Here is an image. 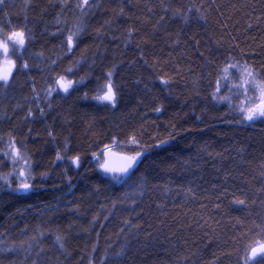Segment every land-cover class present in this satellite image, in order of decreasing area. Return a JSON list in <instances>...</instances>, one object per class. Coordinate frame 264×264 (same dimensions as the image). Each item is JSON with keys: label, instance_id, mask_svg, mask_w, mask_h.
I'll return each instance as SVG.
<instances>
[{"label": "trees", "instance_id": "trees-1", "mask_svg": "<svg viewBox=\"0 0 264 264\" xmlns=\"http://www.w3.org/2000/svg\"><path fill=\"white\" fill-rule=\"evenodd\" d=\"M60 2L6 0L7 7L0 8V25L10 21L12 27L32 30L24 55L33 65L0 94V176L16 169L8 177L12 189L0 180V249H16L0 251V264H101L109 245L113 250L127 245L124 264H236L235 250L248 242L239 238L244 233L254 237L264 222V121L237 124L239 117L229 114L227 105L214 107L205 99L216 76L204 70L201 78L199 51L214 50L218 58L230 52L257 71L264 68V20H257L264 16V0H164L172 9L186 10L193 2L212 7L206 23L193 18L186 25L169 11L156 32L153 25L164 15L161 0H93L99 7L88 14L79 46L57 66L62 72L85 52L87 63L70 78L84 76L91 67L86 87L54 95L49 109L43 99L47 65L30 57L61 54L67 33L51 35L56 17L61 27L65 21L71 26L80 13L78 0H68L64 9ZM177 33L181 43L173 46ZM113 64L120 88L115 108L91 99L107 83L104 73ZM161 76L169 80L167 87ZM85 91L87 100L80 98ZM158 106L159 113L154 111ZM169 134L175 139L141 157L128 182L132 187L110 184L91 155H102L105 144L131 154L140 148L127 143L129 135L144 147ZM12 138L32 168L34 186L28 192L13 191L24 163L11 157ZM66 141L65 160L53 163ZM77 153L78 169L67 159ZM42 172L47 175L41 177ZM126 193L135 194V206ZM233 199H244L245 206L234 205Z\"/></svg>", "mask_w": 264, "mask_h": 264}, {"label": "snow or ice", "instance_id": "snow-or-ice-1", "mask_svg": "<svg viewBox=\"0 0 264 264\" xmlns=\"http://www.w3.org/2000/svg\"><path fill=\"white\" fill-rule=\"evenodd\" d=\"M61 9L67 8L69 6L68 0H61ZM160 8L164 11V15L160 16L156 24L153 25V31H159V26L166 24L168 20V12L171 11L173 18H178L183 21L186 25L189 20L195 18L197 22L204 21L207 22L206 13L211 9V5H206L201 2L199 5L196 3H190L187 5L186 10L183 8L172 9L161 0ZM7 7L6 0H0V8ZM79 9V17L77 21L69 26L65 21L61 27L60 16L56 17V32L51 35H67L65 40H61L60 48L61 54L55 58L45 59L43 52L35 53L32 59H39L41 63L47 65L48 76L45 77L47 80V86L43 90L44 102L47 103L48 108H52V99L54 95H69L72 92L79 91L80 88L86 87V81L89 79V74L91 72V67L89 73L84 76H80L78 79H72L71 76L75 75V70L79 68L82 63H87L85 52L82 51L81 58L79 60L70 61V66L64 69L62 72H57V66L65 58L72 55L75 49L79 46V41L82 35L87 31V18L88 14L92 12L95 8L99 7L98 3H94L93 0H78L75 5ZM235 7V6H233ZM216 11H219V6L216 7ZM149 11H152L150 8ZM121 14H123L124 9L121 7ZM8 15V13H5ZM257 20H264V16L257 17ZM25 21L27 17L25 16ZM11 22L8 24L0 25V94H6L12 81L15 79L17 74H26L30 72L33 65L29 63V58H25V52H27V46L29 41L32 39V30L24 27H12ZM227 27L226 25L224 26ZM251 25H249V28ZM99 29L97 33L99 34ZM133 29H128L129 36L132 35ZM179 33L176 34L177 38L172 41L173 46H179L181 41L179 39ZM147 42V41H145ZM196 49L199 50L200 41L196 40ZM218 46H222V42H217ZM139 47V45H138ZM199 58L201 63V78L205 75L204 70H208L206 74L212 76L215 73L216 80L213 91L205 98L214 107L216 105H227L229 109V114H234L239 119L235 120L237 124H249L256 121H264V68L260 71L250 65L246 60L242 63L230 52L228 55L218 58L214 54V50H207V55L204 51H199ZM147 63V61H145ZM95 64V61H92ZM39 68V64L35 65ZM43 71V70H42ZM118 71L117 65L108 69L104 73V78L107 83L105 86L99 90L97 93L91 97L93 101L97 104H101L105 107L111 106L115 108L118 104L120 88L115 84L114 77ZM160 83L165 87L168 86L169 80L160 77ZM209 87H212L211 82H209ZM227 88V92L224 94L222 90ZM33 92L36 91L35 81H33ZM81 99L87 100L88 92L85 91ZM37 101L41 100V97L37 95L35 97ZM237 101V102H234ZM39 107V104H37ZM41 116L44 115L45 109L40 107ZM155 112L159 113L162 111V106H158L154 109ZM33 112L31 109L28 111V117H32ZM199 119V117H197ZM49 137L55 140L53 133L49 131ZM175 137L169 134L167 139L159 140L155 145H147L141 147L140 140L135 135H129L127 138V143L129 145H136L140 150H134L131 154L128 153H117L112 150L109 144H105L103 147L102 155H97L93 152L92 158L94 159L97 169L108 179L110 184H117L121 187H132L129 185V181L132 176L135 175V168L137 163L141 160V157L145 155L151 148H159L164 144L169 143L174 140ZM117 142V137H112V143ZM11 157L14 162L23 160V167L19 169L18 176H16V187L13 189L14 192H28L30 191L34 184V177L32 176V168L30 167L29 160L24 157L20 150L16 146L14 138L10 141ZM70 150V146L66 141L64 144L63 152L60 150L56 151V157L53 163L56 161H64L65 154ZM70 160L71 165L75 166L77 169L81 166V156L79 153L76 155L67 157ZM119 162L116 163L115 161ZM16 169H13V173ZM13 173L7 174V176H0V180L4 181L7 188L12 189V182L8 179ZM41 177H45L47 173H41ZM147 184V180L142 181V185ZM139 185L141 188L140 195H143V186ZM190 191V189H189ZM125 198H131L132 205L137 204L135 194L131 197L125 194ZM232 203L234 205L243 207L245 206L244 199H233ZM219 208V204L216 205ZM107 219V218H106ZM125 225H130V221H125ZM258 231L255 233L254 237H250L249 233H244L239 239L247 240L248 242L244 244L243 250L237 247L235 250L236 254V264H264V222L257 225ZM123 232V229L120 230ZM41 235H43L41 233ZM35 239V238H34ZM56 242L61 248L64 247L63 238L60 236L56 237ZM31 244H29V249ZM95 250V249H94ZM0 251L14 252L16 249L7 248L0 249ZM232 255L231 253L228 254ZM127 257V245H121L119 248L113 250L112 246L109 245L105 251L104 255L101 257V264H124ZM35 264V262H34ZM91 264V262H90Z\"/></svg>", "mask_w": 264, "mask_h": 264}, {"label": "water", "instance_id": "water-1", "mask_svg": "<svg viewBox=\"0 0 264 264\" xmlns=\"http://www.w3.org/2000/svg\"><path fill=\"white\" fill-rule=\"evenodd\" d=\"M113 151H115V152H117V153H123V152H118V151H116V150H113ZM115 162L118 163L119 161L116 160Z\"/></svg>", "mask_w": 264, "mask_h": 264}, {"label": "rangeland", "instance_id": "rangeland-1", "mask_svg": "<svg viewBox=\"0 0 264 264\" xmlns=\"http://www.w3.org/2000/svg\"><path fill=\"white\" fill-rule=\"evenodd\" d=\"M113 149V148H112ZM23 163H24V161H23Z\"/></svg>", "mask_w": 264, "mask_h": 264}, {"label": "bare ground", "instance_id": "bare-ground-1", "mask_svg": "<svg viewBox=\"0 0 264 264\" xmlns=\"http://www.w3.org/2000/svg\"><path fill=\"white\" fill-rule=\"evenodd\" d=\"M113 150V149H112Z\"/></svg>", "mask_w": 264, "mask_h": 264}]
</instances>
